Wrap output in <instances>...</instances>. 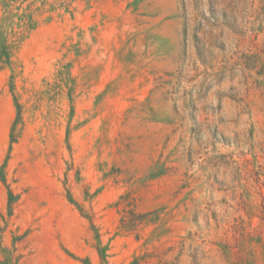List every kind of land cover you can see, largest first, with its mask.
<instances>
[{
	"label": "rangeland",
	"instance_id": "rangeland-1",
	"mask_svg": "<svg viewBox=\"0 0 264 264\" xmlns=\"http://www.w3.org/2000/svg\"><path fill=\"white\" fill-rule=\"evenodd\" d=\"M0 264H264V0H0Z\"/></svg>",
	"mask_w": 264,
	"mask_h": 264
}]
</instances>
